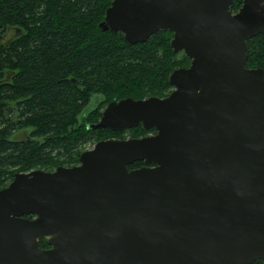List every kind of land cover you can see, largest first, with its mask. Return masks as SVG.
Instances as JSON below:
<instances>
[{
	"label": "water",
	"instance_id": "water-1",
	"mask_svg": "<svg viewBox=\"0 0 264 264\" xmlns=\"http://www.w3.org/2000/svg\"><path fill=\"white\" fill-rule=\"evenodd\" d=\"M234 1L111 2L104 31L138 44L168 30L191 64L171 72L169 96L113 100L91 125L156 133L99 141L76 166L0 189V264L264 261V69L246 66L264 0L236 13Z\"/></svg>",
	"mask_w": 264,
	"mask_h": 264
},
{
	"label": "trees",
	"instance_id": "trees-1",
	"mask_svg": "<svg viewBox=\"0 0 264 264\" xmlns=\"http://www.w3.org/2000/svg\"><path fill=\"white\" fill-rule=\"evenodd\" d=\"M112 1L0 0V189L16 173L78 165L89 143L156 133L141 126L117 132L91 128L113 100L169 96L171 72L191 64L183 51L173 52L168 30L138 44L104 31L100 25ZM242 5L235 0L230 10L236 13ZM247 55L248 68L264 69V34L248 41ZM95 96L102 103L86 112ZM29 128V137L11 140ZM40 245L49 247L47 240Z\"/></svg>",
	"mask_w": 264,
	"mask_h": 264
},
{
	"label": "rangeland",
	"instance_id": "rangeland-1",
	"mask_svg": "<svg viewBox=\"0 0 264 264\" xmlns=\"http://www.w3.org/2000/svg\"><path fill=\"white\" fill-rule=\"evenodd\" d=\"M173 90H174V88H173ZM102 100H103V98L101 96H95L93 98L91 104L89 105V107L86 109V112H90V111H93L94 109H96L102 103ZM11 105L14 106V104H11ZM128 130H130V129H128ZM32 131H33V129L29 128V129H25L22 131L15 132L11 136V140H23V139L29 137ZM151 134H154V133H151ZM129 136L130 135L128 133L124 134L125 139L132 138ZM94 146H95V144H93V143L87 144L85 147V151L91 150L92 148H94Z\"/></svg>",
	"mask_w": 264,
	"mask_h": 264
},
{
	"label": "flooded vegetation",
	"instance_id": "flooded-vegetation-1",
	"mask_svg": "<svg viewBox=\"0 0 264 264\" xmlns=\"http://www.w3.org/2000/svg\"><path fill=\"white\" fill-rule=\"evenodd\" d=\"M28 218L33 219V216H32V217L29 216ZM41 248L46 250V249H49V248H51V247L49 246V247H47V248H43V247H41Z\"/></svg>",
	"mask_w": 264,
	"mask_h": 264
}]
</instances>
